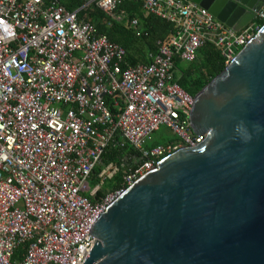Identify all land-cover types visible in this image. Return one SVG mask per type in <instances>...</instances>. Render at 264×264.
Segmentation results:
<instances>
[{"label":"built area","instance_id":"1","mask_svg":"<svg viewBox=\"0 0 264 264\" xmlns=\"http://www.w3.org/2000/svg\"><path fill=\"white\" fill-rule=\"evenodd\" d=\"M92 1L127 21L115 12L126 0ZM141 1L176 32L158 40L151 63L133 65L125 47L80 19L90 2L69 11L59 0H0V264H84L107 207L162 158L204 140L176 58L193 62L213 44L226 67L264 25V5L235 30L194 0ZM164 126L177 140L150 147ZM118 137L138 153L121 186L99 198L120 166H104L94 186L92 176Z\"/></svg>","mask_w":264,"mask_h":264},{"label":"water","instance_id":"2","mask_svg":"<svg viewBox=\"0 0 264 264\" xmlns=\"http://www.w3.org/2000/svg\"><path fill=\"white\" fill-rule=\"evenodd\" d=\"M241 30L264 0H194ZM204 140L162 158L102 213L84 264H264V25L195 96Z\"/></svg>","mask_w":264,"mask_h":264},{"label":"trees","instance_id":"3","mask_svg":"<svg viewBox=\"0 0 264 264\" xmlns=\"http://www.w3.org/2000/svg\"><path fill=\"white\" fill-rule=\"evenodd\" d=\"M59 2L69 11L76 10L90 2L81 10L80 19L94 24L112 42L125 47L127 60L133 65L151 63L153 61L152 56L158 52V40H169L176 32V26L173 23L145 12L142 9L141 0H126L118 5L115 12H127V21L113 20L110 15L97 6L96 1L59 0ZM133 18L139 20L137 28L130 25ZM224 68L225 61L221 51L213 44L202 47L193 62L188 63L176 58L177 81L186 92L193 96L221 73ZM174 140H177V138L154 141L149 146L153 147ZM137 153L134 147L121 137H118L115 142L108 146L101 164L94 170L92 182H96V175L111 162L120 166V172L102 188L98 195L99 198L121 186L124 176L129 172L130 164L134 163L135 160L130 158ZM24 253V249L20 248L16 256L20 258Z\"/></svg>","mask_w":264,"mask_h":264},{"label":"rangeland","instance_id":"4","mask_svg":"<svg viewBox=\"0 0 264 264\" xmlns=\"http://www.w3.org/2000/svg\"><path fill=\"white\" fill-rule=\"evenodd\" d=\"M176 137L172 131L170 129H168L167 127H161V129L159 131H156L151 138L148 141V145H150L151 143H153L154 141H164V140H168L170 138ZM111 181V180H109ZM106 182V184H108V182ZM91 186H94V183L91 182Z\"/></svg>","mask_w":264,"mask_h":264},{"label":"crops","instance_id":"5","mask_svg":"<svg viewBox=\"0 0 264 264\" xmlns=\"http://www.w3.org/2000/svg\"><path fill=\"white\" fill-rule=\"evenodd\" d=\"M142 2V1H141ZM143 9V8H142ZM144 10V9H143ZM145 11V10H144ZM146 12V11H145ZM148 13V12H147ZM150 14V13H149ZM154 15V14H153ZM157 16V15H156ZM159 17V16H158ZM218 19V18H217ZM221 21V20H220ZM139 64H142V63H139Z\"/></svg>","mask_w":264,"mask_h":264}]
</instances>
